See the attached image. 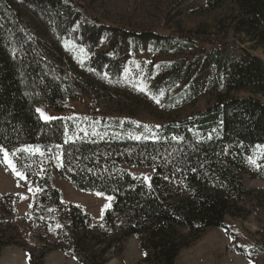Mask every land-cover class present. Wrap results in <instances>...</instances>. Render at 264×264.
<instances>
[{"label":"trees","instance_id":"trees-1","mask_svg":"<svg viewBox=\"0 0 264 264\" xmlns=\"http://www.w3.org/2000/svg\"><path fill=\"white\" fill-rule=\"evenodd\" d=\"M216 2L219 38L204 23L168 33L106 23L78 0H0V163L20 186L40 189L41 209L33 206L30 214L50 235L49 245L29 251L30 264H44L54 250L82 264H105L131 237L140 241L146 263L175 264L208 229L230 233L226 218L245 177L264 179V59L254 52L264 51V0ZM144 50L153 53L143 72L149 86L132 107L153 113L163 120L159 125L116 116L104 135L70 140L82 122L40 116L39 104L61 113L81 92L109 97L107 84H100L106 74L116 71L121 81L122 67ZM202 93L209 97L205 107L182 116ZM120 128L131 134H118ZM55 146L63 179L111 197L102 221L63 201L48 153ZM128 167L154 174L146 181ZM13 197L0 193V204L11 206ZM48 211L62 226H54ZM14 244L0 231V254Z\"/></svg>","mask_w":264,"mask_h":264},{"label":"rangeland","instance_id":"rangeland-1","mask_svg":"<svg viewBox=\"0 0 264 264\" xmlns=\"http://www.w3.org/2000/svg\"><path fill=\"white\" fill-rule=\"evenodd\" d=\"M90 13L98 15L106 23H115L131 29H152L158 32H173L176 28L184 30H196L199 25L207 24L213 33L211 38H219L215 34L214 18L221 12L217 6V0H78ZM171 12V9H175ZM170 12H167L169 11ZM229 36L227 40L232 41ZM243 42V41H242ZM74 46V48L72 47ZM71 48L76 52L80 49L77 44ZM243 46H251L244 41ZM264 59V51H254ZM160 57V56H159ZM153 58V53L148 50L135 52L127 65L122 67V80L120 75L108 72V81L100 83L104 87L107 84L111 92L109 97L97 96L92 93L81 92V97L76 101H67L64 111L56 110L42 103L37 106L43 119L51 120L55 117H69L76 124L82 122L84 129H79L70 140L93 134L104 135V130L113 129L110 118L119 116L120 122L126 118L133 124L152 122L155 125L162 123L153 113L145 109H136L132 103L144 99L143 94L149 86V81L143 72ZM157 61H172L165 58H157ZM146 81V82H145ZM246 96L247 93H236ZM209 97L201 94L199 102L195 106H187L182 111V116L205 107ZM124 104H130V110L122 108ZM120 109V110H119ZM156 112L155 107L152 108ZM119 110V111H118ZM137 113L133 116L131 112ZM43 113V115H42ZM180 109L175 108L174 115H179ZM160 114V113H158ZM71 115V116H70ZM118 134H128L125 129L117 130ZM59 151L55 146L48 153L51 154L52 167L54 168L53 185L61 192L62 199L67 204L77 205L89 213L96 222L102 221L105 212L111 206L109 197L97 193L82 191L73 184L63 179L57 168V163L52 157ZM9 159V158H8ZM11 160V159H10ZM16 167L15 161L11 160ZM259 161V157L256 159ZM131 173L146 181L154 174L150 167H128ZM40 189L37 186H20L12 174L0 163V193L14 195L11 198V206L0 204V231L5 236H10L14 244L5 247L0 254V264H30L29 251L37 249L42 244L49 245V231L46 225L30 214L35 206L41 209L35 202V194ZM108 205V207H106ZM49 219H54V226H62L60 220L49 211L46 212ZM229 232L218 228L208 229L201 238L185 249L179 255L175 264H264V179L245 177L241 197L232 201L230 214L226 218ZM53 233V232H52ZM239 250V251H238ZM247 253L249 257L247 256ZM105 264H148L144 261V253L140 247V241L134 237L129 238L120 252L111 251L106 255ZM44 264H82L74 257L61 251H51L44 259Z\"/></svg>","mask_w":264,"mask_h":264},{"label":"snow or ice","instance_id":"snow-or-ice-1","mask_svg":"<svg viewBox=\"0 0 264 264\" xmlns=\"http://www.w3.org/2000/svg\"><path fill=\"white\" fill-rule=\"evenodd\" d=\"M38 111H40V110L38 109ZM42 115H43V113H42ZM45 118L47 119L48 117H45ZM0 151H3V150L0 149ZM4 157H5V162L12 168V170L15 172V174L16 175H21V173L16 171L15 165L13 164V162L10 159H8V153L7 152H4ZM250 160H251V158H250ZM251 162L255 163V161H251ZM110 199H111V197H109V200ZM106 207H108V205H106Z\"/></svg>","mask_w":264,"mask_h":264}]
</instances>
